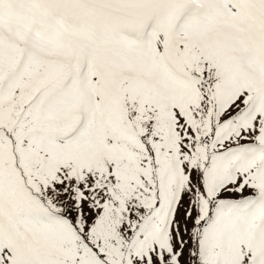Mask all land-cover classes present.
I'll use <instances>...</instances> for the list:
<instances>
[{"label": "snow or ice", "instance_id": "snow-or-ice-1", "mask_svg": "<svg viewBox=\"0 0 264 264\" xmlns=\"http://www.w3.org/2000/svg\"><path fill=\"white\" fill-rule=\"evenodd\" d=\"M0 264H264V0H0Z\"/></svg>", "mask_w": 264, "mask_h": 264}]
</instances>
